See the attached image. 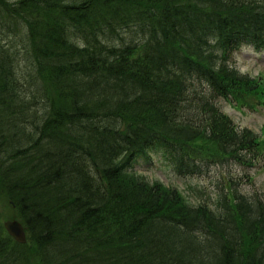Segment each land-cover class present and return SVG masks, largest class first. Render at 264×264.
Instances as JSON below:
<instances>
[{
	"label": "trees",
	"instance_id": "1",
	"mask_svg": "<svg viewBox=\"0 0 264 264\" xmlns=\"http://www.w3.org/2000/svg\"><path fill=\"white\" fill-rule=\"evenodd\" d=\"M30 70L0 47V264H264V199L229 181L212 209L132 171L264 163L216 98L264 97L231 54L264 50V0H0Z\"/></svg>",
	"mask_w": 264,
	"mask_h": 264
},
{
	"label": "rangeland",
	"instance_id": "2",
	"mask_svg": "<svg viewBox=\"0 0 264 264\" xmlns=\"http://www.w3.org/2000/svg\"><path fill=\"white\" fill-rule=\"evenodd\" d=\"M22 28L15 22L10 23L0 16V47L7 51L12 64L23 76L30 70L28 56L24 53L26 40L22 41ZM231 63L242 73L260 77L264 86V50L255 51L250 46H241L231 54ZM264 90V88H263ZM216 105L229 115L239 127H248L264 139V97L252 96L235 102L230 99L216 98ZM261 149H264L261 147ZM132 171L147 181H160L166 186H173L193 204L205 203L212 209L218 206V197L227 189L229 181L237 182V189L248 196L257 194L264 199V163L259 161L254 166H246L228 161L209 166L200 175H177L168 160L157 151L150 152L148 159L139 157L134 162ZM2 224L14 219V212L9 203L0 198Z\"/></svg>",
	"mask_w": 264,
	"mask_h": 264
},
{
	"label": "water",
	"instance_id": "3",
	"mask_svg": "<svg viewBox=\"0 0 264 264\" xmlns=\"http://www.w3.org/2000/svg\"><path fill=\"white\" fill-rule=\"evenodd\" d=\"M4 228L17 242L24 243L26 241L24 228L19 221L15 219L6 220Z\"/></svg>",
	"mask_w": 264,
	"mask_h": 264
}]
</instances>
